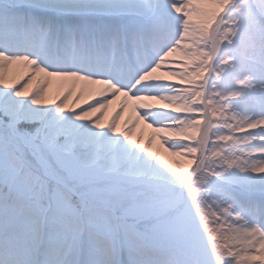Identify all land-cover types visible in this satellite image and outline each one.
I'll use <instances>...</instances> for the list:
<instances>
[{
    "label": "snow or ice",
    "instance_id": "1",
    "mask_svg": "<svg viewBox=\"0 0 264 264\" xmlns=\"http://www.w3.org/2000/svg\"><path fill=\"white\" fill-rule=\"evenodd\" d=\"M0 264H264V0H0Z\"/></svg>",
    "mask_w": 264,
    "mask_h": 264
}]
</instances>
